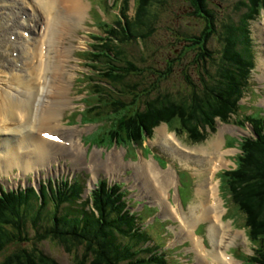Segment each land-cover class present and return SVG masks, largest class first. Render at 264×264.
<instances>
[{
    "label": "trees",
    "instance_id": "16d2710c",
    "mask_svg": "<svg viewBox=\"0 0 264 264\" xmlns=\"http://www.w3.org/2000/svg\"><path fill=\"white\" fill-rule=\"evenodd\" d=\"M156 3L158 1L138 0L133 20H125L124 23L116 20L111 26L103 23L105 28H109L108 31H105L107 28L104 30L105 36L93 37L90 51L83 52L81 58L87 61L86 67L96 71L99 79L94 82L93 75L87 78L91 88L87 99L95 96V109L100 110L97 112L99 115L95 116L104 114L107 117L106 137L109 142L128 149L142 143L144 132L150 134L156 125L171 124L176 119L178 126L175 129L178 133L185 134L187 139L202 142L206 137V129L214 130L212 121L215 123L216 117L222 120L240 109L239 100L248 91L254 64L250 23L258 17L259 9L264 8V0H251V3L241 0L243 11L238 20L222 23L217 28L214 13L208 7L209 0H175L174 4L184 11L185 17L191 15L203 20L202 28L188 24L187 27L181 25L175 30L170 29L174 34L171 33L168 52L170 49L172 51L164 59V66H138L132 60V51L124 46L135 44L141 51L144 50V43L154 32L155 23L162 17L159 9L167 12L172 6L165 0L164 5L151 11V6ZM212 40L218 44L216 47L211 46ZM173 75L180 78L181 88L175 95L161 93V83H168ZM144 76H149L151 80L147 86L140 87L139 79ZM92 82L93 85L90 84ZM101 86L116 92L119 97L130 95L131 101L124 103L121 100L102 99L98 92ZM263 120V117H258L253 124L257 139L243 138L239 142L240 154L236 157V167L223 172L233 203L244 215L245 225L251 235L259 239L262 264ZM248 188L256 202L249 199V203H244L241 196L249 198L245 192ZM101 190L107 191L100 186L98 192ZM50 191L53 192L52 189ZM109 194L112 195V191ZM47 196L44 187L40 197L32 189L11 191L0 196V264H62L53 257L52 250L47 251L46 246L51 244L69 249L74 246L69 244L71 240L87 244L95 251L96 257L83 264H136L132 256L136 251L130 248L135 247L129 238L121 236L137 239V242L147 241L148 237L145 234L137 237L138 234L133 231L135 222L120 213V209H114L109 200L104 218L96 219L93 212L73 209L66 204H54L53 210L49 211ZM119 200L120 197L116 199ZM97 208L102 215V209ZM152 250L150 248L147 252ZM154 262L167 264L162 259ZM74 264L78 262L75 260Z\"/></svg>",
    "mask_w": 264,
    "mask_h": 264
},
{
    "label": "rangeland",
    "instance_id": "374dc122",
    "mask_svg": "<svg viewBox=\"0 0 264 264\" xmlns=\"http://www.w3.org/2000/svg\"><path fill=\"white\" fill-rule=\"evenodd\" d=\"M77 2H82L84 4V10L82 11L81 15L78 18L72 17L68 12H66L64 9L63 11L59 10L55 14L54 21L58 20L59 18L63 17L65 21L71 22V27H67L64 31L63 37L59 36L58 38L61 41V45L58 46V50L60 51V61L65 60L64 52L67 53V59L64 61L63 69H65L68 73L67 77H64V81L62 82H56L54 83V86L47 87L48 89L52 90L54 93V100L52 103H44L43 109L44 111L49 110H55V115L58 119L59 124L69 130V128H73L72 131L75 132V140L76 138L80 139V144L82 147L86 150L85 153V164L81 166H76L70 161L69 157H59L55 162L52 163L51 169L44 168L43 166H40L41 170V177L39 182L47 181L48 176H53V180H55L54 183H51L50 186L56 185L57 189L60 190V179H66L71 180L72 178L76 177L77 179L80 178V176L77 177L78 172L85 171L87 174V181L85 187L87 188L88 180L91 179L93 181L94 176L100 175L101 180H106L107 182L114 181L115 177H127L125 179L126 183L132 182L133 185H139L136 186L134 189H130L129 192H134L138 188H141V194L140 196L147 200V202L154 207H158L160 209V212L163 216L161 218L160 216H156V219L153 220V222H149L150 225L148 226L147 232L150 235L149 237L152 238L154 242L158 244V241L161 239V244L164 246V236H168L170 238V235L173 233V230H171L172 227L178 232L176 235L178 237H175L174 246H168L169 251H174V254L171 255V263L172 264H206L204 262V259H206L211 262L212 260L210 258L198 257L197 253L192 248V242L189 238H187L185 235H183L182 232V225L180 223V218L182 216L180 213H183L180 210L179 204L177 203L175 199V195L169 196L168 191L172 190L174 187H176L177 182L174 184L169 185L166 189H163V191L166 193L162 194L163 198L165 199V202L167 203L168 210H165L162 205H159L155 200V195H151L149 189L145 187V178L144 176L138 172V175L133 171V167H137L138 169L140 166H143L146 163L152 162L151 158L155 160L159 167L161 169L165 168V161L163 157L161 156L160 152L158 151H152L151 148L155 147V142L161 141L159 138L158 129L164 130L167 132L165 125L160 124L158 127L154 129L153 135H150V140L146 139L142 144V152L140 153V150L137 149V151L133 152L134 150L129 149H123L117 145H114L112 147V144L109 142L110 140L107 139L106 136H108L107 133V127H103L100 130H96L97 126L90 123L92 120H98L100 121L101 125L104 123H107L106 118L104 115L100 116H94V113L97 112V110L90 112V113H84V121H81V117L79 115V112L83 109V104L81 103V98L84 97L87 90L90 91V87H86V83L82 84L81 82H84L85 75L82 74H95L96 71L90 70V68H87L85 66V62H81L78 59V56H80L79 52L86 49L85 43H87L89 34H92L93 32H97L100 35H103L105 31H108V27H104V25L100 24V20H103V18L110 23H112L116 16L114 15L113 10L111 9L110 4H113V0H76ZM132 1L129 0V12L128 14H133L132 11ZM158 1V3L151 6L150 10L155 11L157 8L164 5L165 0H153ZM169 3L172 4L169 11L166 12V10L159 9V13L162 15V17L155 23V30L152 33V35L149 37L146 43H144V50L141 51L140 47L131 44L124 46L125 48L132 51V60L134 63L138 66L146 65V66H157V68L164 66V59L168 57L172 51L170 47V38H171V30H175L179 28V26L187 27L188 24L195 25L199 29L202 28V21L194 18L191 15H188L185 17L184 11L179 10L178 6L174 4L175 0H168ZM241 0H209V9L214 13L215 18V25L217 28L220 27L222 23H228L230 21H237L239 18L240 13L243 11L242 5H240ZM250 3V1H249ZM60 7V6H59ZM260 8V7H259ZM91 11L89 12V10ZM32 12V9L28 6L25 8L22 4L17 2L16 0H0V92H7L11 91V89L8 88V84L10 82V74L17 72L20 73L22 76L21 80L25 81L26 83L30 82L32 78L28 75L24 74V66L28 64V56L22 54L19 51V46L24 45V43H30L32 39H36L40 36L42 32L43 25L35 22V27L30 26H24L22 29L16 28L17 25L15 22L19 19V22H29L28 19L30 18V13ZM89 12V14H88ZM104 12V15L102 14ZM101 13V14H100ZM103 16V18H102ZM31 23V22H29ZM54 23V22H53ZM199 23V24H197ZM250 23V27L251 24ZM73 24V25H72ZM16 27H15V26ZM42 25V26H40ZM96 26H98L96 28ZM153 27V28H154ZM10 29V31L8 30ZM252 32V40L253 42V51L255 52V59L258 61L260 58V62L257 63L256 67L257 69H254L252 72V79L249 82V85H251L250 92L252 93V97L248 98L249 96H246L243 100H241V103L244 104L245 109H249L248 107L252 105H260L264 106V12L262 13V16L257 21L255 19V22L253 23L251 27ZM174 34V33H172ZM91 42V41H89ZM20 44V45H18ZM211 46L216 47L218 44L216 41L212 40L210 41ZM63 53V54H62ZM78 55V56H77ZM141 58H143L141 60ZM7 61H14L15 64L12 65ZM22 66V67H21ZM90 72V73H89ZM46 75L50 77V72L46 70ZM68 79V80H67ZM93 80H99L98 78H95ZM140 80V87H145L149 84L151 78L149 76H144ZM42 82V81H41ZM66 82V84H65ZM181 80L177 75H173L170 77L168 83H161L160 85V92L165 93L169 92L173 95L176 94V92L181 88L180 83ZM63 84V85H60ZM35 88V84H32ZM60 86H64L66 91H64ZM105 86H101L99 89V93H101V98L106 99L108 101H119L121 100L124 103H129L130 95H126L125 97H119L117 93L110 92L109 94L104 90ZM13 88H19L14 82ZM86 88V89H85ZM85 90V93L83 91ZM59 92V93H58ZM64 93L66 96H63ZM108 94V95H104ZM44 96V95H43ZM42 96V97H43ZM65 99V100H64ZM259 99V101H258ZM180 100V96L179 99ZM58 101L66 102V103H58ZM58 103V104H57ZM88 107L91 106L93 103V100H86L84 102ZM96 107L94 106L93 109ZM208 110V109H205ZM43 112V113H45ZM235 117L237 119H229L228 116L226 118L222 119V124L219 123L216 119L214 120L215 123L212 121V124H214V131L211 132L207 130L209 137H206L204 142L202 144H198L199 142H195L193 140L185 139L184 135H177L175 136L174 133H169L174 140L171 141V144L169 146L174 149L173 151L169 150L168 148L164 147L161 148V146L157 145V147L160 148V150L165 154L166 159H168L169 162H174V164L179 163L182 167L176 168L177 171H183L186 168V164L190 163L191 165L194 164L196 166V169H189L188 171L182 172V179L181 184L177 187L178 189V196L179 200L181 201L182 205L186 206L184 207V211L189 213V210H193L194 207L198 204H207V200L205 196L199 195L202 193H197V188L203 189L204 182H207L209 177H211V180H208L211 183H214L215 189H214V195L213 200H215L218 203L219 206V216L222 217L224 213V217L221 219L223 224L219 221V227L224 226V233L222 235L225 239H223L224 243L221 247L218 245V240L221 236H217V245H215L219 249H223V251H227V254L231 257L238 256L239 259L242 258L243 260L247 258V260H244L241 264H258V256L256 257V251H254L253 246L249 244L247 239L243 237V235L240 232H243L240 230L242 227L243 229V221L241 214L239 213L238 209L232 204L234 202L232 195L228 194L227 186L224 181V179H221L222 176L218 174L220 170H226L229 167H234L233 163L228 161L232 157L238 153L237 150H223L222 147L225 149H232L233 147H236V140L239 136L240 132L237 128V126L240 127L244 125L243 119L246 117V114L243 112H234ZM57 124V123H55ZM176 126H178L177 119L172 121L171 124H169V130H173ZM13 127H21L18 122H15L13 124ZM245 127V126H244ZM12 128H8V130H11ZM168 129V127H167ZM13 133H9V136L0 134V139L5 140L6 142L11 139L15 138L16 140H20L23 138L24 131H12ZM72 132V133H73ZM0 133H3L0 131ZM71 133V134H72ZM168 134V135H169ZM175 137V138H174ZM219 141V147L221 154L215 156V157H207L201 154L200 150L206 149V151H211V147L209 144L212 143L214 140ZM173 144V145H172ZM178 145V146H177ZM151 148H150V147ZM176 146V147H175ZM177 150H176V149ZM182 149V150H180ZM94 150H97L100 152V160H102L105 164H107L110 167L107 168H97L93 167V161L91 159V155L94 152ZM113 151L122 152V157L124 160L118 162L115 166L112 164V162L109 160V153ZM187 151L188 153L184 152ZM178 152V154H177ZM183 157H186L185 159H182ZM141 154V156H139ZM229 156H225V155ZM132 156V158H131ZM146 157L147 160L142 159L141 157ZM225 156V160L224 159ZM130 160H134L136 162H131ZM181 161V162H180ZM220 162V163H217ZM186 163V164H185ZM157 165V164H156ZM157 165V167H158ZM193 165V166H194ZM209 167H212V171H208L207 169ZM216 167V168H215ZM256 167V166H255ZM253 168L256 171V168ZM0 184L3 180L5 182V178L7 177L6 174H4L5 168L0 167ZM16 167H13L12 170L8 172H15ZM63 170H74L75 173H61ZM97 171V172H95ZM60 172V173H59ZM27 180H34L33 177L30 176L31 172L30 170L27 171ZM58 173V174H57ZM47 174V175H46ZM53 174V175H51ZM97 174V175H95ZM127 174V175H126ZM217 175L215 178L214 176ZM21 183V181H20ZM127 186V184H126ZM217 187V189H216ZM127 192V191H126ZM173 192V191H172ZM246 195L249 196H241L244 200V203H249V199L256 202L254 198L251 197V195H254L253 193L249 192V188L245 189ZM130 194V193H129ZM172 194V193H171ZM168 195V196H167ZM87 192L85 190V193L83 194V199L87 198ZM152 196L154 199H152ZM161 196V197H162ZM218 197V198H217ZM172 198V199H171ZM168 200L172 201L171 204L168 202ZM221 202H222V209L221 208ZM246 203V204H247ZM132 205V204H131ZM248 205V204H247ZM134 206V205H133ZM161 206V207H160ZM249 206V205H248ZM162 208V210H161ZM174 209L176 211V215L174 212L171 214L170 209ZM151 209V208H148ZM154 212L156 211L155 208H153ZM153 212V213H154ZM167 212V213H166ZM194 213H201V209H196V212ZM264 213V210L262 211ZM171 218V219H167ZM167 219V220H162ZM220 219V218H219ZM174 221V222H173ZM175 223V224H174ZM217 225L215 221H208V220H195L193 217L191 218V223H189V227L192 229L193 234L197 237H202L204 234V243L203 245H206V247L210 248V245L212 246V242L208 239L209 235L208 232L212 228V226ZM216 230V229H215ZM240 230V231H239ZM244 230V229H243ZM246 237H249V234L245 233ZM207 237V238H206ZM167 238V240H169ZM124 240H119V242H123ZM210 243V244H209ZM260 243V242H258ZM116 249H118V246H115ZM47 251L49 252L52 250V254L54 255L58 261H60L62 264H72L74 263V255L77 254H83L86 250H89L88 248L77 246V248L70 247L67 248H60L55 245H47L46 246ZM142 248L143 244H142ZM233 248V249H230ZM136 250V248H133ZM229 249V250H228ZM151 256V255H150ZM213 262V261H212ZM216 264V263H215Z\"/></svg>",
    "mask_w": 264,
    "mask_h": 264
},
{
    "label": "bare ground",
    "instance_id": "6f19581e",
    "mask_svg": "<svg viewBox=\"0 0 264 264\" xmlns=\"http://www.w3.org/2000/svg\"><path fill=\"white\" fill-rule=\"evenodd\" d=\"M16 1L25 8L29 6L32 9L30 18L28 19L31 23L24 21L19 22V18L17 22H15L17 27L14 25L16 28L22 29L24 26L35 27V22L42 24L43 27L39 37L32 39L30 43H24V45H21L19 48L22 54L28 56V64L24 66L23 71L24 74L30 76L32 80L26 83L21 80L22 76L20 73H11L10 82L7 84L12 92H0V131L2 130V132L6 134L13 133L12 131H24L20 133L23 134V138L20 140L11 138L6 142L0 139V167L5 168L4 174H8V171L12 170L13 167H17L22 173L28 170L32 171L33 169L37 171L40 166L51 169L52 163L59 159V157H69L70 161L76 166L84 165L86 150L80 144V139L76 138L75 140V132L72 131L73 128H69V130L63 128L58 122L55 110L51 109L45 112L43 109L44 103H52L55 101L54 93L52 90L46 88L47 85L53 89L54 83L62 82L64 81L63 78L68 76L67 71L62 68V63L67 59V53L64 52V55H62L65 57V60L62 59V62H59L60 51L58 50V46L61 45L62 40L58 37H63L64 31H66L65 29L71 27V22L65 21L63 17L59 18V21H54V18H56L55 14L58 9L61 11L64 9L72 17L78 18L84 10V4L76 0ZM8 30L10 31V29ZM7 62L12 65L15 64L14 61ZM46 70L50 72V77L48 76L49 74H45ZM14 82H16L19 88H13ZM32 84H35V88ZM60 87L66 91L64 86ZM63 96H66V94L64 93ZM58 103L66 102L58 101ZM15 122H18L21 127H13ZM8 128L12 129L8 130ZM158 133L161 141H154V144L161 143L163 146H169L171 141L174 140L172 137L173 135L171 136L164 130L158 129ZM41 134H46L48 138H42ZM51 137H55V139ZM209 145L211 146L209 147L211 151L207 152L206 149H204L203 151L200 150V152L204 156L215 157L220 150V148L217 149V147H219V141L215 139ZM169 149L171 150V148ZM184 152L188 153L187 151ZM109 154V160L114 166L122 161L121 151H113ZM91 159L93 161V167H110L100 160V152L97 150H94ZM186 165L188 166V164ZM207 170L212 171L213 169L209 167ZM138 172L144 176L145 187L149 189L151 195H155V201L159 205L161 204L165 210H168L169 205L167 206L163 198L166 191L164 192L163 189L175 183L176 176L174 171L169 169L163 172L158 170L154 163L149 162L140 166L139 169L137 168L136 173ZM39 174L40 173H38L37 176ZM208 180H211V177H209ZM208 180L204 182L203 189L197 188V193H202L199 195H204L208 204L198 203L193 210H189V213L186 212V217L182 216V218L179 219L182 225L183 235L191 240L193 250L197 253L198 257H202V259L203 257L207 258V251L202 246L200 238H196L192 233V229L189 227L192 217L194 221L200 219L215 221L217 225L212 226L214 229L209 230V236L212 238L221 236L218 240V245L221 247L224 243L223 239H225L222 235V233H224V226L219 227L220 216L218 215V203L215 200H211L214 195L215 185ZM152 199H154L153 196ZM198 208L201 209V213H194L193 211L196 212ZM170 211L171 214L174 212L176 215L174 209L171 208ZM211 252H213L210 255L213 262L209 264H239L229 256H225L223 252L221 253V258L214 249H212Z\"/></svg>",
    "mask_w": 264,
    "mask_h": 264
},
{
    "label": "snow or ice",
    "instance_id": "6c2138e0",
    "mask_svg": "<svg viewBox=\"0 0 264 264\" xmlns=\"http://www.w3.org/2000/svg\"><path fill=\"white\" fill-rule=\"evenodd\" d=\"M52 139H55V137H51Z\"/></svg>",
    "mask_w": 264,
    "mask_h": 264
}]
</instances>
